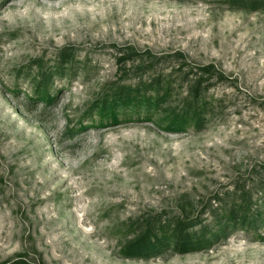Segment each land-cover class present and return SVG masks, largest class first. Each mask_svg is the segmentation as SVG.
I'll list each match as a JSON object with an SVG mask.
<instances>
[{
	"label": "rangeland",
	"instance_id": "374dc122",
	"mask_svg": "<svg viewBox=\"0 0 264 264\" xmlns=\"http://www.w3.org/2000/svg\"><path fill=\"white\" fill-rule=\"evenodd\" d=\"M0 264H264V0H0Z\"/></svg>",
	"mask_w": 264,
	"mask_h": 264
},
{
	"label": "trees",
	"instance_id": "16d2710c",
	"mask_svg": "<svg viewBox=\"0 0 264 264\" xmlns=\"http://www.w3.org/2000/svg\"><path fill=\"white\" fill-rule=\"evenodd\" d=\"M169 84L167 83V94L169 93ZM165 92V93H166ZM169 96V95H168ZM205 102L199 101V99L196 100L194 104H189L187 109L188 111L191 110V108L194 106L195 110L194 112H198L200 107L202 109H205ZM187 113V111H186ZM224 219H232L233 217L230 215L223 217ZM250 220L254 221L255 218H250ZM232 222V226L234 221ZM168 226V225H167ZM189 226V225H188ZM189 228V227H188ZM172 230V231H171ZM171 230H162L160 234H154L153 237L148 238L146 235H144L143 239L139 240L138 242H135L133 245H131V251L136 252V254L141 255H150L155 254L158 250H161L162 248L168 249L169 247L173 250H180L182 252H186V250L193 249L196 246H205L209 243L210 237H201L194 235H190L188 232L187 227L181 226L180 224L172 226ZM215 233H212L210 236L211 238L214 236ZM205 236V235H203ZM200 237V238H198ZM172 240V241H170Z\"/></svg>",
	"mask_w": 264,
	"mask_h": 264
}]
</instances>
